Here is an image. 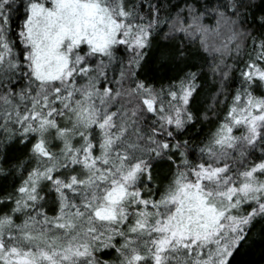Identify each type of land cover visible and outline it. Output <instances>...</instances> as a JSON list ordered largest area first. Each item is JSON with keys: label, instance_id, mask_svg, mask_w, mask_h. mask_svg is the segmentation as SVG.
Instances as JSON below:
<instances>
[{"label": "snow or ice", "instance_id": "1", "mask_svg": "<svg viewBox=\"0 0 264 264\" xmlns=\"http://www.w3.org/2000/svg\"><path fill=\"white\" fill-rule=\"evenodd\" d=\"M0 264H264V0H0Z\"/></svg>", "mask_w": 264, "mask_h": 264}]
</instances>
